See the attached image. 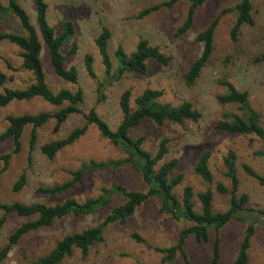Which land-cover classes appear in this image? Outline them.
I'll return each mask as SVG.
<instances>
[{
	"label": "rangeland",
	"instance_id": "obj_1",
	"mask_svg": "<svg viewBox=\"0 0 264 264\" xmlns=\"http://www.w3.org/2000/svg\"><path fill=\"white\" fill-rule=\"evenodd\" d=\"M7 5V0H0ZM168 0H47L49 5L48 21L60 34L62 24L70 21L75 26L72 42L63 48L67 57L65 66L76 67L79 72L77 85L59 79L49 61L48 51L43 43L41 60L46 81L54 93L62 89L76 91L82 89L85 102L82 110L88 113L95 108L98 114L116 129L122 120L119 99L125 90L132 92L134 100L146 89L159 90L164 93L162 103L179 106L183 102H191L202 113L199 122H187L184 125L166 124L158 127L145 122L142 127L132 132L134 137L147 138L146 149L155 152L158 143L165 138L170 141V153L166 161L179 160V166L172 177L183 175V182L176 188L181 199L183 190L191 187L194 192V204L201 211L200 193L210 190L213 194V210L223 213L228 210L231 196L219 193L218 184L231 190V183L226 178L224 158L230 151L237 155V174L240 180L238 196L249 197L248 207L264 212V186L249 177L243 170L248 165L264 177V161L255 153L262 147L254 136L229 135L217 129V125L226 115H241L238 106L224 105L219 96L226 93L222 82H230L240 91L249 94L252 109L260 116L264 127V63H256L255 58L264 53V0H254L253 14L256 21L254 28L245 27L238 42L231 41V29L236 22V13L222 16L215 34V51L201 77L193 86H188L185 74L190 65L202 52V44L197 41L199 32L208 27L211 21L224 9L234 7L240 0H207L196 13L192 29L182 36H176L177 30L186 20L189 4H179L171 9L163 8L149 16L140 14L155 5ZM21 5L31 18L35 27L36 12L33 0H20ZM103 28L112 34L109 42V53L116 68L115 53L121 46L127 54L132 53L141 40H148L152 46L171 58L168 66L155 62L149 63L147 76L129 74L121 81L106 89L107 99L98 103L97 81L91 79L85 69V56L94 58L95 72L98 80L104 78L102 60L95 44ZM0 31H14L24 34L17 20L0 19ZM77 46L75 55L69 52L73 45ZM20 50L9 43L0 45V69L7 75V83L0 86L24 90L33 83L30 73L22 70ZM59 108L48 105L41 99L30 102L15 103L0 110V135L5 131L8 115L38 114L40 112H56ZM81 115H73L64 123L60 131L55 132L52 121L39 132L32 163L29 157V138L31 127L25 129L22 139V151L13 155L8 166L0 160V204L44 203L54 205L64 198H74L84 202L102 194L103 188L121 185L128 190L147 191L141 175L131 167L110 169L104 172H87L84 178L65 196L51 199L37 193L39 188H49L71 180L72 173L83 164L91 161L108 162L124 158L123 152L104 139L97 128L91 125L78 142L64 149L54 160H49L40 152V148L51 141L63 139L75 128L84 125ZM11 141L0 142V157L11 153ZM212 152L210 168L213 182L208 184L194 172L197 159L201 153ZM26 175L25 187L16 192L15 184L21 175ZM122 203L115 199L113 203L93 215L80 218H67L55 223L52 227L40 230L24 238L9 254L2 264H31L39 257L52 250L57 241L67 234L81 231L101 223L110 211ZM4 213L0 211V220ZM26 219L11 215L0 228V250L6 245L8 237ZM189 226L186 222L176 221L171 215L162 211L156 199H149L138 208L126 225H113L105 232V242L96 244L84 257L76 250L71 258L62 264H161L163 254L156 249L170 248L177 244L180 233ZM245 227L232 222L220 231L212 230L209 241L198 245L193 237L188 238L185 245L186 258L178 255L174 264H212L213 249L216 240H220V258L218 264H231L236 258L243 238ZM139 235L143 243H138L133 235ZM168 264V263H166ZM250 264H264V223H261L252 241Z\"/></svg>",
	"mask_w": 264,
	"mask_h": 264
},
{
	"label": "trees",
	"instance_id": "obj_2",
	"mask_svg": "<svg viewBox=\"0 0 264 264\" xmlns=\"http://www.w3.org/2000/svg\"><path fill=\"white\" fill-rule=\"evenodd\" d=\"M33 2L37 27L33 25L20 0H7V5H3L0 1V19L12 18L17 20L19 27L24 32V34H18L14 31H0V45L9 43L16 46L20 50L22 70L30 73L33 77V83L27 89L5 88L0 92V110L15 103L30 102L34 99H41L48 105L59 109L53 113L8 115L6 118L8 125L0 135V142L11 141L13 150L11 153L0 157V160L4 162L5 166H8L12 156L22 151V139L25 129L31 127L28 161L32 163L40 129L53 121L55 123L54 130L58 132L71 116L78 114L83 116L84 125L75 128L63 139L44 144L40 148L43 156L51 161L54 160L64 149L85 136L89 127L93 125L104 139L123 152L124 158L117 161H91L83 164L79 170L72 173L70 181L49 188L41 187L37 190V193L46 195L51 199L60 198L74 189L87 172L97 173L126 167H131L141 175L142 181L147 186V191L128 190L121 185H114L109 189L103 188L101 195L87 199L84 202L74 198H64L63 201L54 205L44 203L23 204L20 202L0 204V211L4 213L3 218L0 220V228L11 215L26 219V222L10 234L6 245L0 250V264L8 258L14 247L30 234L50 228L55 223L70 217L80 218L93 215L109 207L115 199H122V203L114 207L101 223L65 235L56 242L50 252L39 257L31 264H62L66 259L71 258L76 250L86 257L93 246L105 242V232L109 227L126 225L138 208L152 198L160 202L164 213L171 215L176 221L189 224L180 233L176 245L170 248L156 249V252L164 255L161 264H174L179 254L186 258L185 245L188 238L193 237L198 245H202L209 241L212 230L218 232L232 222L242 224L245 229L239 251L231 264H250L252 241L258 226L264 223V212L248 207V195L238 196L240 180L237 174L236 153L230 151L224 158L225 176L231 183V190L223 184H218L216 187L219 193L231 196L227 211L223 213L214 212V197L210 190L198 195L201 202L200 212L195 207L194 192L191 187L184 188L180 199L175 190L183 182V175L172 177L179 166V160L166 161L170 153L169 139H162L158 143L155 152H153L146 149V137H134L132 132L142 127L145 122H150L158 127L166 124L197 123L201 120L202 113L191 102H183L179 106L162 103L160 99L164 93L153 89L144 90L141 95L135 98L134 106H132V92L131 90H125L119 99L122 120L114 130L98 114L95 108H92L88 113L82 110L85 94L81 88L76 91L62 89L58 93H54L46 81L41 60L43 43L48 51L50 65L55 75L62 81L77 85L79 83V72L74 66L70 68L65 66L67 57L62 51L65 46L72 42L76 30L73 23L67 21L62 24L60 34H58L48 21L49 5L47 0H33ZM206 2L207 0H168L144 10L140 17L149 16L163 8L171 9L179 4H189L186 20L176 33V36H182L192 29L197 10ZM253 2L254 0H240L234 7L224 9L219 16L211 21L206 29L199 32L197 41L202 44L203 48L200 57L192 62L185 74L188 86L196 84L214 54L215 34L222 16L236 13V22L230 33L231 41L234 43L238 42L245 27L254 28L256 26ZM111 37L110 30L103 28L95 40L104 68L103 80H98L94 58L91 55L85 56L86 72L91 79L97 81L98 103H102L107 99L106 89L121 81L125 76L129 74L147 76L150 62L162 66H168L171 62V58L161 52L158 47L152 46L148 40H141L136 49L130 54H127L123 47L118 48L115 53L117 66L114 69V63L108 48ZM76 51L77 46L74 44L68 53L69 56L75 55ZM255 62L264 63V53L256 56ZM7 80V75L0 69V86H4ZM221 84L227 90L225 94L219 96V101L224 105L238 106L242 114L224 116V120L217 125V129L229 135L256 137L261 142L262 147L255 155L264 161V127L261 125L260 116L250 105L248 92L238 90L230 82H222ZM211 157V151H204L199 155L194 168V172L208 184L213 182V173L210 168ZM243 170L249 177L264 186V177L254 169L248 165H243ZM25 185L26 175L23 174L15 184L14 190L18 192ZM133 238L138 243H143L139 235L134 234ZM219 244L220 240L218 238L213 249L212 264H218L219 262Z\"/></svg>",
	"mask_w": 264,
	"mask_h": 264
}]
</instances>
